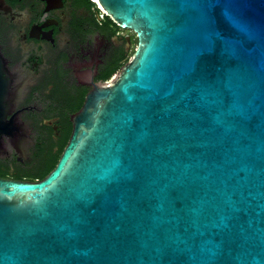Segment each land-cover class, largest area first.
Returning <instances> with one entry per match:
<instances>
[{
  "label": "water",
  "instance_id": "obj_1",
  "mask_svg": "<svg viewBox=\"0 0 264 264\" xmlns=\"http://www.w3.org/2000/svg\"><path fill=\"white\" fill-rule=\"evenodd\" d=\"M100 2L136 51L42 180L0 178V264H264V0ZM21 95L0 55V155Z\"/></svg>",
  "mask_w": 264,
  "mask_h": 264
},
{
  "label": "flooded vegetation",
  "instance_id": "obj_2",
  "mask_svg": "<svg viewBox=\"0 0 264 264\" xmlns=\"http://www.w3.org/2000/svg\"><path fill=\"white\" fill-rule=\"evenodd\" d=\"M137 45L100 0H0V55L22 88L12 115L25 130L3 138L0 178L42 180L87 97L120 77Z\"/></svg>",
  "mask_w": 264,
  "mask_h": 264
}]
</instances>
